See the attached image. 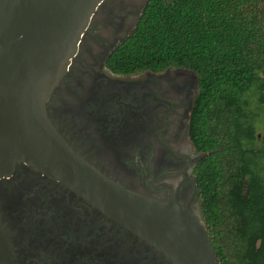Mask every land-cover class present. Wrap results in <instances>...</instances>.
<instances>
[{
    "label": "flooded vegetation",
    "instance_id": "obj_1",
    "mask_svg": "<svg viewBox=\"0 0 264 264\" xmlns=\"http://www.w3.org/2000/svg\"><path fill=\"white\" fill-rule=\"evenodd\" d=\"M148 0H104L47 109L72 147L112 181L202 216L191 137L199 76L186 66L124 71L112 56ZM0 264H174L61 179L20 162L0 177Z\"/></svg>",
    "mask_w": 264,
    "mask_h": 264
},
{
    "label": "trees",
    "instance_id": "obj_2",
    "mask_svg": "<svg viewBox=\"0 0 264 264\" xmlns=\"http://www.w3.org/2000/svg\"><path fill=\"white\" fill-rule=\"evenodd\" d=\"M112 58L198 74L203 219L221 264H264V0H148Z\"/></svg>",
    "mask_w": 264,
    "mask_h": 264
},
{
    "label": "water",
    "instance_id": "obj_3",
    "mask_svg": "<svg viewBox=\"0 0 264 264\" xmlns=\"http://www.w3.org/2000/svg\"><path fill=\"white\" fill-rule=\"evenodd\" d=\"M103 1L0 0V177L25 162L61 179L174 264H221L201 216L112 181L49 116V98Z\"/></svg>",
    "mask_w": 264,
    "mask_h": 264
}]
</instances>
